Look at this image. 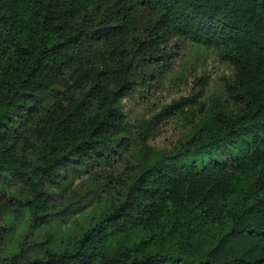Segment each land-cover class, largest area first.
Returning <instances> with one entry per match:
<instances>
[{"label":"trees","instance_id":"trees-1","mask_svg":"<svg viewBox=\"0 0 264 264\" xmlns=\"http://www.w3.org/2000/svg\"><path fill=\"white\" fill-rule=\"evenodd\" d=\"M182 42L230 67L220 96L202 75L131 125ZM176 111L192 136L152 146ZM0 264H264V0H0Z\"/></svg>","mask_w":264,"mask_h":264},{"label":"rangeland","instance_id":"rangeland-1","mask_svg":"<svg viewBox=\"0 0 264 264\" xmlns=\"http://www.w3.org/2000/svg\"><path fill=\"white\" fill-rule=\"evenodd\" d=\"M173 51H178V53L166 78L152 84L149 89L138 88L136 92L123 100V109L131 125L134 124L135 119L155 116L172 101L180 103L182 99L189 97L192 87L194 91L198 89V86H193L195 78L202 75L207 77L209 84L204 95L196 97L194 101L207 107L212 100L220 96L222 82L230 75L231 69L228 65L218 61L212 49L199 48L189 42H182L177 49L173 48ZM196 103H183L182 108L195 109ZM189 119L187 113L177 111L174 114H165L154 119V136L149 143L167 152L177 151L180 144L186 142L194 132ZM130 149L136 151L135 146H130ZM219 150L222 152L224 149L220 147ZM128 153L127 149L124 150L122 157H127ZM203 156L205 160L206 155ZM179 157L186 165L191 161H197L198 167L200 166V152ZM9 186H17V183L12 181ZM14 225L19 232L23 221L17 219Z\"/></svg>","mask_w":264,"mask_h":264}]
</instances>
